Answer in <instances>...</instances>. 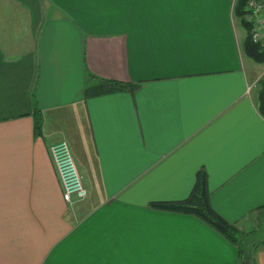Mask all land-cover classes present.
<instances>
[{"label":"crops","instance_id":"obj_1","mask_svg":"<svg viewBox=\"0 0 264 264\" xmlns=\"http://www.w3.org/2000/svg\"><path fill=\"white\" fill-rule=\"evenodd\" d=\"M235 4L0 0V264H243L203 219L151 205L187 199L204 169L218 215L264 225L260 81L247 92L262 71ZM88 72L139 87L87 98ZM57 140L83 201L63 197Z\"/></svg>","mask_w":264,"mask_h":264},{"label":"trees","instance_id":"obj_2","mask_svg":"<svg viewBox=\"0 0 264 264\" xmlns=\"http://www.w3.org/2000/svg\"><path fill=\"white\" fill-rule=\"evenodd\" d=\"M248 0H236L235 12L237 16L242 19L246 29L247 37L244 42V52L257 62H264V41L255 42L252 39L251 28L252 23L249 22L245 15L247 13ZM87 83L85 86V96L87 98L112 93L123 90H135L139 87L138 83L124 82L121 80L108 79L99 77L92 72L87 73ZM259 87V110L264 116V79H261ZM33 115L35 118V131L41 134L43 131L44 118L41 108L35 102ZM155 208L190 213L198 216L206 221L208 224L221 231L230 241L236 244L239 248L241 255V262L248 264L255 263V258L252 254V248L247 244L244 237L245 235L234 224L226 222L217 212L213 209L210 192L208 187L207 172L202 169L198 172L196 185L191 195L182 201L174 202H153L151 204ZM218 223L226 225L225 229H221ZM252 261L254 263H252Z\"/></svg>","mask_w":264,"mask_h":264},{"label":"built area","instance_id":"obj_3","mask_svg":"<svg viewBox=\"0 0 264 264\" xmlns=\"http://www.w3.org/2000/svg\"><path fill=\"white\" fill-rule=\"evenodd\" d=\"M245 17L252 23V39L255 42L264 41V0H248ZM262 78L264 69L261 76L247 86V92L250 93ZM50 152L64 189V199L69 203L85 200L89 194L88 189L69 144L65 140L54 141Z\"/></svg>","mask_w":264,"mask_h":264},{"label":"rangeland","instance_id":"obj_4","mask_svg":"<svg viewBox=\"0 0 264 264\" xmlns=\"http://www.w3.org/2000/svg\"><path fill=\"white\" fill-rule=\"evenodd\" d=\"M237 20L239 21L238 26L242 29L243 32L247 33V29H246L244 23L242 22V19L240 17H237ZM252 60H253V63L255 64V67L258 70L257 73L263 71L264 62H257L253 58H252ZM43 118H44V115H43ZM44 120H45V118H44ZM263 226L264 225L259 224V226L257 228L258 232L255 234H254V231H252L253 233L252 232H244V235H245L244 239L247 242V244L250 245L249 247L252 248V254H253L254 258L256 256V250L258 249V247H256V245L257 246L264 245V227ZM252 263H254V262L252 261Z\"/></svg>","mask_w":264,"mask_h":264},{"label":"water","instance_id":"obj_5","mask_svg":"<svg viewBox=\"0 0 264 264\" xmlns=\"http://www.w3.org/2000/svg\"><path fill=\"white\" fill-rule=\"evenodd\" d=\"M218 226H219V228H221V229H225V228H226V225H223V224H221V223H218ZM243 264H248V263H243Z\"/></svg>","mask_w":264,"mask_h":264}]
</instances>
